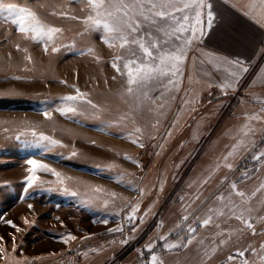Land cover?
I'll return each mask as SVG.
<instances>
[{
  "label": "rangeland",
  "instance_id": "374dc122",
  "mask_svg": "<svg viewBox=\"0 0 264 264\" xmlns=\"http://www.w3.org/2000/svg\"><path fill=\"white\" fill-rule=\"evenodd\" d=\"M11 2L37 11L48 24L62 28L64 31L56 41L57 46L75 42V48L72 51L61 48L53 53L49 47L45 53L42 44L25 39V34L19 32L10 21L0 20V247L5 249V258L0 259V264H29V261L31 264H149L152 253L146 245L150 243L154 244L152 252L164 264H243L244 260L248 264H261L259 256L251 251L254 248L259 252L261 243H264V189L252 196L264 183V164L251 159L253 154L264 150L259 131L254 138L257 147L251 148L249 138H244L247 148L241 146L229 157L228 163L233 165V170L223 167V157L241 138L233 137L245 123V113H258L261 107L259 103H250L243 110L244 98L240 94L246 82L237 91L226 95L223 92L205 91L202 102L183 120L187 114L186 108L194 107L193 104L185 106L166 139V132L177 113L171 112V106L161 109L167 115L161 119V127L156 129L152 126L146 128L148 125L145 124L155 121L154 114L147 110L134 114L124 121L122 128L124 132L135 127L145 129L143 148L131 143L130 139L121 138L116 129L104 133L94 130L99 121L78 117L82 124H77L55 111L51 112V119L46 120L41 111L44 105L40 101L50 100V107L56 106V98L75 95V89L69 85H75L81 92L89 94V98L103 110L101 119H115L127 112L125 100L128 98L122 100L120 96L125 87V77L110 63L115 56L127 53L119 46L109 48L103 44L99 33H92L82 40L76 35L84 28L80 21L50 14L54 10H67L70 14L83 17L86 12L81 11V5L66 4L64 0H41L44 4L41 8L36 0ZM88 43L95 45L99 63L90 56L79 54V50ZM195 54L194 50L188 53L183 67V74L188 73V77L182 86V95L190 92L188 99L198 93L191 77ZM26 56H31V62L25 59ZM17 76L21 79L12 78ZM113 77L116 79L113 80ZM61 80L67 83H59ZM177 106V110L180 109L179 102ZM261 115L264 116V113ZM251 124L257 129L264 127V122L251 121ZM30 127L59 140L63 147L55 148L44 157L22 150L15 136ZM151 136H155V139ZM158 144H163V148L153 147ZM73 151L77 156L71 157ZM156 152L160 154L155 155ZM61 155L71 158L61 159ZM125 155L138 161V164L124 159ZM28 158L47 164L64 177H71V180L65 181L70 187L75 188L76 182H84L115 192V203L103 209L98 201L92 209H85L75 198L43 191L36 187L40 181L52 182L44 184V188L60 187L56 183L57 178L45 172L36 173L39 179L33 187L28 188L26 195L24 188L31 167L26 163ZM94 164L115 165L107 175L123 172L126 174L124 179L132 180L145 190V194L140 196L131 187L103 175L79 170L91 169ZM217 164L221 166L217 168ZM245 171L248 173L246 177ZM225 175L227 180H224ZM193 180L197 183L191 188L187 187ZM204 180L207 183H202ZM234 181L237 182V189L245 193L246 204L228 187ZM80 187L84 191L83 186ZM221 193L226 198L231 194L234 205H238L237 215L243 212L244 218L254 224L256 235L225 207L227 200H215ZM197 195H200L198 200L195 199ZM181 196L184 197L183 201ZM205 199V208L210 205L215 209L211 214L213 219L210 224L202 225V219L206 216L201 213V221L194 223L192 210ZM137 201V218L133 224H127L124 217L131 207L123 211L121 208L126 202L135 204ZM247 209L252 211L248 212ZM146 211L148 215L141 224L139 218ZM115 212H119V215H110ZM184 215L189 216L188 221H183ZM105 218L108 220L106 224L96 222ZM6 221H12L17 227L13 228ZM161 222L163 226L158 228ZM177 224L183 226L185 232L188 224L197 227V232L193 234L195 240L187 248L163 250L161 245L164 242L157 239L158 235L167 236L169 242H177ZM118 226L123 227V233L109 232V229ZM132 227H136V232L131 231ZM69 233L75 239L65 244L63 237ZM126 238L128 243L121 244ZM245 249L248 251L240 257L237 253ZM229 256H234V259L229 260Z\"/></svg>",
  "mask_w": 264,
  "mask_h": 264
},
{
  "label": "snow or ice",
  "instance_id": "6c2138e0",
  "mask_svg": "<svg viewBox=\"0 0 264 264\" xmlns=\"http://www.w3.org/2000/svg\"><path fill=\"white\" fill-rule=\"evenodd\" d=\"M36 2L40 3L41 8H43L44 4L41 0H36ZM64 3H76L81 5V11L86 12L85 16L78 17L70 14L67 10H54L50 14L59 18L80 21L84 25V28L81 32L76 34L78 37L82 40H86L92 33H99L101 42L109 48L119 46L120 49L126 50L127 55H117L110 63L121 76L125 77V87L121 91L120 96L122 100L125 99V97L128 98L125 100V103L128 104V111L115 119H101V112L103 110L89 98V94L81 92L75 85H69V87L75 89V95H66L56 98L58 102L56 106L50 107V105H52V101L50 100L40 101V103L44 105L41 111L46 120H50L51 112L55 111L77 124H82V120L77 119L78 117H82L85 120L99 121V125L94 126V130L104 133L110 129H116L121 138L130 139L131 143L143 148L145 147L143 141L145 129L135 127L131 131L124 132L122 125L125 120L133 117L134 114L147 110L155 116V121L151 126L153 129H156L161 119L167 115V112L161 111V109H164L166 105L170 107L171 101L175 100V95L173 93L180 90L179 85L180 77L183 75V65L190 51L194 50L207 57V60H199L201 66L205 63H211L212 61H216L218 65L224 66L226 75L222 77L221 83L217 86L221 88L225 95L228 90H237L239 82L249 70L248 67L245 66V61L241 58L230 59L227 56H222L212 51H206L202 47L205 39L211 35L214 27L218 26L222 19L223 13L221 11V5L226 4L227 0H64ZM246 7L248 11L244 12V15L251 16L253 19L259 16L260 19H257V23H260V26L264 28V22H261L264 21V0H249ZM233 8L235 9V5H233ZM0 20L10 21L16 26L19 32L25 34V39H29L37 44H42L45 53L48 52L49 47H51L53 53L59 52L61 48L68 51H72L75 48V42L70 45L61 43L57 46L56 41L62 36L64 30L48 24L37 11L29 7H22L17 3L11 2V0H0ZM17 48L19 49V45H17ZM24 51H27V49H24ZM79 54L82 56H90L95 62H100V57L96 55L94 44L88 43L85 48L79 50ZM25 59L31 62V56H26ZM197 60V57H193L194 66ZM204 75H210V73L205 72ZM12 78L17 80L21 79V77L18 76ZM115 79L116 77H113V80ZM261 81L264 83V77H261ZM59 83L66 84L67 82L61 80ZM105 83H107V81H105ZM254 83L255 79L249 82L248 87L250 88ZM211 86L212 84L209 83V87ZM152 93H159V95L153 97ZM190 95V92H185V98L182 99L180 109L177 110L164 139L171 135V129L176 126L179 115L185 110V106L198 102L197 98L188 99L187 97ZM254 99L255 102L261 105L259 112L255 114L245 113V123L237 129L233 137L234 139L237 136L241 138L237 139V143L232 146V150L223 157L225 161L223 167L229 170H233V165L228 163L229 157H232L239 147L244 146L247 148L244 138H249L251 148H256L257 141L254 138L259 131L261 137L260 143L264 144V127L257 129L251 124V121L264 122V116L261 115V113H264V100H260L259 98ZM157 101L161 102L157 103ZM134 122L133 119V123ZM4 131L7 132L8 129L5 128ZM150 138L155 139V136H151ZM15 139L20 142L22 150L29 151L33 155L38 154L41 157H44L46 153L53 152L57 147H63L59 140L53 139L42 131L37 132L34 127L20 131L15 136ZM92 144L95 145V141H93ZM153 147L163 148V144L153 145ZM159 154V152L155 153V155ZM75 156H77V153L73 151L71 157ZM71 157L60 156L61 159ZM123 158L138 164V161L130 156L125 155ZM262 158H264V150L251 156V159L254 161L264 164V159ZM26 163L31 165L28 169L30 175L26 177V187L24 188V193L26 195L28 194V188L33 187L39 179L36 173L45 172L55 176L57 178L56 183L60 185V187L44 188V184H51L52 182L40 181L39 184H36V187L43 191L57 192L62 196L75 198L85 209H92L96 206L98 201L101 202L103 209H107L110 203H115L117 198L115 192H108L101 186H93L84 182H76L77 186L73 188L65 184L66 180L72 179L71 177L62 176L61 173L50 168L47 164L32 158H28ZM220 166V164L216 165L217 168ZM114 167L115 165L113 164H94L91 166V169L82 168L79 170L90 171V174L103 175L107 179L113 180L126 187H131L133 190L137 191L140 196L145 194V190L136 186L132 180L124 179L125 173L120 172L115 175H107L112 172ZM247 175L248 173L245 171L244 176L246 177ZM224 180H227V175H225ZM224 180L221 181V185L224 184ZM240 182H242V180ZM196 183L197 182L193 180L188 183L187 187L191 188ZM202 183H207V180L202 181ZM81 185L84 191H81ZM228 187L243 203L246 204L248 202L245 198V193L237 189L236 181L232 182ZM261 189H264V183L260 184V187L252 193V196H255L256 192ZM180 199L183 201L184 197L181 196ZM195 199H200V195H197ZM215 200H227L225 207L229 208L231 214L250 229L253 235L257 234L254 224L249 222V219L244 218L243 212L237 215L236 207H238V205H234L231 194L226 198L223 193H221L219 196L215 197ZM194 202L195 201H193V203ZM206 204L207 199L202 200L200 206L192 210L194 223L201 221V213L206 216V218L202 219V225H208L212 221L213 216L211 214L215 209L210 205L205 208ZM129 206L131 207V211L124 219L127 224L131 225L137 218L136 213L139 210V201L135 204L126 202L121 208V211ZM187 207H191V205ZM29 208H32L31 204ZM185 210H187V208ZM247 211L251 212L252 209H247ZM110 215H119V212L110 213ZM147 215L148 212L146 211L144 216L139 218L141 224L144 223V217ZM182 219L183 221H188L189 216L184 215ZM96 222L106 224L108 220L105 218ZM6 223L13 228L17 227L12 221H6ZM162 226L163 222L157 225L158 228ZM217 227H219V225H217ZM177 228L179 231L176 232L177 242L175 243L169 242L168 237L165 235H158L157 239L164 242L161 245L163 250L172 251L173 249L187 248L195 240L193 234L197 232V227L188 224L186 232L184 227L180 224H177ZM123 230V227L118 226L114 229H109V232L123 233ZM136 230V227L131 228L132 232H136ZM72 239H75V237L69 233L63 237V242L67 244L68 241ZM127 243V238L121 241V244ZM200 243L202 244L203 241H200ZM153 247L154 244L152 243L146 245L147 250L152 253L149 264H164L163 260L152 252ZM93 251H95V249H93ZM245 251H248V249L239 251L237 254L243 257ZM251 251L253 255H258L261 264H264V243H261L259 252L254 248L251 249ZM4 253L5 249L0 247V259L5 258ZM84 255H87V253ZM141 255H143L142 252ZM205 255H207V253H205ZM228 259L232 260L234 256H229ZM29 264H31L30 261ZM243 264H248V261L244 260Z\"/></svg>",
  "mask_w": 264,
  "mask_h": 264
},
{
  "label": "crops",
  "instance_id": "0c3cea01",
  "mask_svg": "<svg viewBox=\"0 0 264 264\" xmlns=\"http://www.w3.org/2000/svg\"><path fill=\"white\" fill-rule=\"evenodd\" d=\"M248 2L249 0H227L226 4L221 5L223 17L218 26L214 27L211 35L205 39L202 46L206 51H212L219 55L227 56L230 59L241 58L245 61V66L249 70L244 74L237 87L238 90L239 86L246 82L242 89V95L240 94L244 98V104H242L243 110L250 103L257 104L254 98H259L260 100L264 98L261 97L264 96V83L261 81V77H264V71H262L264 70V28L260 26V23H257V19H260L259 16L253 19L251 16L244 15V12L248 11L246 7ZM233 5H235V9ZM195 57L198 60L195 66L192 64L191 77L193 84L198 88V93L192 96V99L197 98L198 102L193 104L194 107L186 108L187 114L183 116V120L191 113L192 109L197 108L202 102L205 91H210V93L215 91L222 92L221 88L217 85L221 83L222 77L226 75L224 66L218 65L216 61L205 63L201 66L199 60H207V57L201 55L199 52H196ZM205 72L210 73V75H204ZM187 77L188 73L186 72L180 77V91L173 93L175 100L170 103L171 112H177L178 102L181 105L182 99L185 98L182 95V86ZM253 79H255V83L249 88V82ZM195 81H198V83ZM209 83L212 84L211 87H209ZM237 90H228V92H235ZM157 95L159 93H154V97ZM248 97H250L249 100H246ZM165 108H168V106L166 105ZM145 124L148 125L146 128H149L152 122H146ZM158 127L161 126L158 124L156 128Z\"/></svg>",
  "mask_w": 264,
  "mask_h": 264
}]
</instances>
